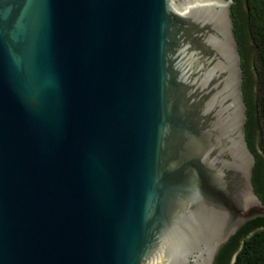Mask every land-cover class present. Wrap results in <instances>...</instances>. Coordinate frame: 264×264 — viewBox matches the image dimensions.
<instances>
[{
	"label": "water",
	"instance_id": "water-1",
	"mask_svg": "<svg viewBox=\"0 0 264 264\" xmlns=\"http://www.w3.org/2000/svg\"><path fill=\"white\" fill-rule=\"evenodd\" d=\"M234 0H0V264H214L264 217Z\"/></svg>",
	"mask_w": 264,
	"mask_h": 264
},
{
	"label": "trees",
	"instance_id": "trees-1",
	"mask_svg": "<svg viewBox=\"0 0 264 264\" xmlns=\"http://www.w3.org/2000/svg\"><path fill=\"white\" fill-rule=\"evenodd\" d=\"M244 4L247 9H244ZM231 9L243 69L242 89L247 105L246 139L256 157L253 183L255 191L264 201V162L253 143L258 122L261 123L264 138V13L261 0H234ZM251 37L257 48L255 58L259 92L256 95L252 90L251 55L247 49ZM214 264H264V217H256L241 226L221 247Z\"/></svg>",
	"mask_w": 264,
	"mask_h": 264
},
{
	"label": "rangeland",
	"instance_id": "rangeland-1",
	"mask_svg": "<svg viewBox=\"0 0 264 264\" xmlns=\"http://www.w3.org/2000/svg\"><path fill=\"white\" fill-rule=\"evenodd\" d=\"M261 5L263 8V13H264V0H261ZM244 9H247L245 4H244ZM247 49H248L249 54L251 55V60H250L251 66L250 67H251V72H252V90H253L254 95H256L259 92V87H258L259 80L256 74L257 62L255 58V53H256L257 48H256V44L252 37L250 38L249 43L247 44ZM253 143H254V146L256 147L258 154L261 156L262 161L264 162V138L262 135L260 122H258V124L255 127V131L253 134Z\"/></svg>",
	"mask_w": 264,
	"mask_h": 264
}]
</instances>
